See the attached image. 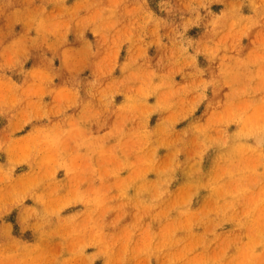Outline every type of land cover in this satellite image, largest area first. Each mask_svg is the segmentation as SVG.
<instances>
[{
	"label": "rangeland",
	"instance_id": "obj_1",
	"mask_svg": "<svg viewBox=\"0 0 264 264\" xmlns=\"http://www.w3.org/2000/svg\"><path fill=\"white\" fill-rule=\"evenodd\" d=\"M0 264H264V0H0Z\"/></svg>",
	"mask_w": 264,
	"mask_h": 264
}]
</instances>
